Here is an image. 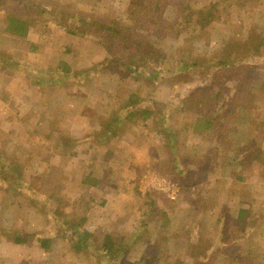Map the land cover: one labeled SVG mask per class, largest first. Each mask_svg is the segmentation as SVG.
I'll use <instances>...</instances> for the list:
<instances>
[{
  "label": "rangeland",
  "instance_id": "374dc122",
  "mask_svg": "<svg viewBox=\"0 0 264 264\" xmlns=\"http://www.w3.org/2000/svg\"><path fill=\"white\" fill-rule=\"evenodd\" d=\"M7 17L26 21L25 34L9 32ZM129 18L143 45L164 54L147 71L107 68L97 36L76 29L93 21L128 26ZM201 18L209 20L203 29ZM175 21L187 23L176 34ZM252 29L264 33V0H0V264H97L105 235L120 256L110 262L194 264L197 245L225 240L230 256L202 264L264 263V56L220 80L174 70L185 45L217 60ZM205 80L227 88L226 96L239 84L233 102L221 100L223 116L230 113L228 151L217 142L224 136L199 135L198 107L182 104ZM258 141L262 149L243 147ZM96 174L119 191L122 214L109 224L92 219L90 185L78 196V179L92 183ZM152 178L174 183V199ZM85 227L90 252H74L71 241ZM9 231L29 242L13 245ZM45 238L49 252L40 248Z\"/></svg>",
  "mask_w": 264,
  "mask_h": 264
},
{
  "label": "trees",
  "instance_id": "16d2710c",
  "mask_svg": "<svg viewBox=\"0 0 264 264\" xmlns=\"http://www.w3.org/2000/svg\"><path fill=\"white\" fill-rule=\"evenodd\" d=\"M157 6H159V3L155 5V9L157 10ZM151 10L152 12H156ZM162 11V6L159 8L158 12ZM129 16H131V13L129 12ZM159 16V15H156ZM132 17V16H131ZM133 18V17H132ZM132 18H129L128 21L131 22V24L127 25H119L116 21H110L108 23L101 22V21H93V26L89 25L87 28H76L77 31L85 32L86 34H91L92 36L96 37L98 39V42L102 45V47L108 52L109 57L107 60V68H113V69H119V68H130L133 67V70L137 73L144 70L147 71V69L150 68L151 64H157L159 65V58L161 56H164L163 53H159L158 50H156L152 45L144 44L139 39V37H136L133 33L132 29ZM202 19L201 23V29H203L209 20H206L204 18ZM8 22V31L12 34L17 35H24L27 31V23L26 21H22L19 17H7ZM185 23V24H184ZM186 22L175 21L172 24L171 32L178 33L181 29H184L186 27ZM96 27V28H94ZM156 28V27H155ZM11 30V31H10ZM75 32V31H74ZM174 34V35H175ZM186 46V45H185ZM182 47L180 50V57L178 59H175V71L176 72H184V71H192L195 70L196 72H207V74L211 75L212 80H215V77L220 80L218 77V74L224 73L227 69H237V65H239L240 68L244 71H249L250 66H247V68L243 67V65H240L242 61L247 59H256L257 57L264 56V33H258L256 30L252 29L249 31L247 40L243 43L241 42H229L225 46V51L217 60H209L208 58H204L201 56H194L192 54V51L188 50L186 47ZM118 52V53H117ZM236 65V66H235ZM242 66V67H241ZM160 73V72H159ZM210 77V78H211ZM223 80V77L221 78ZM216 82V81H214ZM204 84L200 87H198L195 91L189 93L183 100L182 104L187 105V107H198V115L195 119L194 128H197L200 132H203L205 135H212V138L215 140V136L218 135V137L224 136V138L220 141H217L218 144L221 145L222 149L225 151H228L230 149V143L225 144L226 142V134L228 133L229 127H230V120L229 115H227V108L226 104H223L221 100L226 97L230 99L231 102L234 101L235 97L238 94V86L239 84L235 85V87L231 90L229 88L228 92L229 95L226 96L227 88H223L218 85V82L212 83L206 82V80L203 82ZM217 84V86H216ZM244 89L249 88L250 83L244 82L243 85ZM249 84V85H248ZM250 90V88H249ZM220 106L222 107V111H219ZM232 112H235V109L232 110ZM150 113V112H149ZM148 114V113H147ZM248 119H251L252 121L255 120L254 118H251L248 115ZM255 122V121H253ZM260 126L264 127V122H258ZM227 127V132L223 131L222 128ZM264 131V129H263ZM264 139V138H263ZM218 140V139H217ZM214 142V141H213ZM218 144H215L214 147H216ZM246 149L250 151V146H253L255 148H263V142L258 141L256 143L249 142L248 144H245ZM241 152H238V155H241ZM254 154V152H253ZM252 154V155H253ZM237 155V156H238ZM251 155V156H252ZM171 176V175H170ZM193 177V176H192ZM245 210H241L239 216L237 217V221H240L242 219V214H245ZM83 221V220H81ZM75 224H67L70 231L75 232V227H73ZM76 238L75 240L71 241V248L77 252L80 253L82 251L90 252L89 249V243L88 240L92 237V234L88 231L83 230L81 233H79V230L76 231ZM73 236V235H72ZM72 236H68L69 239H73ZM111 237L109 235H105L104 239L102 241V244L100 248H98L99 252H94L93 255L95 257H99L97 264H128V262H124L122 259L114 260L110 262L111 257L119 256L118 249H115L114 244L110 242ZM15 243L22 244L26 242V239L22 238L21 236H17L14 239ZM48 241L41 240V245L46 246ZM232 245L231 242L228 243V241H223L222 244L218 245L217 247H206L202 248L197 245L195 248V252L193 254H190L192 261H194V264H202L203 261L213 258V255H225L230 256L227 252L228 247ZM200 249V250H198ZM212 253V254H211ZM120 257V256H119ZM95 259V258H94ZM105 261V262H104ZM135 264V263H132ZM264 264V263H262Z\"/></svg>",
  "mask_w": 264,
  "mask_h": 264
},
{
  "label": "crops",
  "instance_id": "0c3cea01",
  "mask_svg": "<svg viewBox=\"0 0 264 264\" xmlns=\"http://www.w3.org/2000/svg\"><path fill=\"white\" fill-rule=\"evenodd\" d=\"M95 178L96 179L93 180L92 183H89L90 179L86 178V177L85 178L80 177L78 179L77 186H79V192H80V194L78 195L79 199L82 200L83 197L85 196L84 187L90 185V187L93 188V193L91 194L89 201L92 205L95 206V208H91L95 212L92 216L93 217L92 219L94 221H96V223L98 225L104 223L105 220L108 222V224L110 222L112 223V220H114L116 217H118L119 213L122 214L121 204H119L118 200H116L117 193L119 191L115 188L114 183L111 182L108 178H106V177L102 178V174H99V175L96 174ZM86 184H88V185H86ZM120 195H122V194H120ZM124 197L126 198V201L130 197L133 198V192H132L131 187L125 188ZM67 200H68V198H67ZM115 202H116V204H115ZM101 219H103V220L101 221ZM85 228L88 230V232L89 231L91 232L90 228H88V227H85ZM87 230H85V231H87ZM9 232H10V234H12L11 231H9ZM11 237H12L11 241H12L13 245L18 244V243H15L14 239L16 237H14L13 234L11 235ZM44 240H46L48 242H47L46 246L44 247L41 245V241H40V248L42 250H47L49 252L50 250H52V248H49V247L51 246V243L53 241H51L48 238H45ZM28 242H29V240H26V243H28ZM9 247H11V246H9Z\"/></svg>",
  "mask_w": 264,
  "mask_h": 264
},
{
  "label": "built area",
  "instance_id": "2783aa9c",
  "mask_svg": "<svg viewBox=\"0 0 264 264\" xmlns=\"http://www.w3.org/2000/svg\"><path fill=\"white\" fill-rule=\"evenodd\" d=\"M157 185L163 186L164 190H165L167 193L171 191L170 186H172L173 188H174V186H175L174 183L171 184L170 182H168V181H166V180H164V179L161 180V179L157 178V180H155V178H152L151 186H157ZM145 188L147 189V188H149V187L145 186ZM156 189H158V188H156ZM147 190H148V189H147ZM172 192H173V191H172ZM167 195H168V197H170L171 199H174V192L171 193V194L168 193Z\"/></svg>",
  "mask_w": 264,
  "mask_h": 264
}]
</instances>
